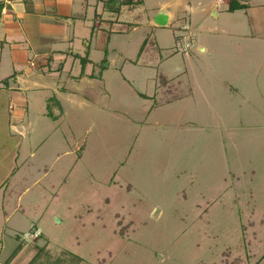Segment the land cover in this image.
Listing matches in <instances>:
<instances>
[{
	"label": "rangeland",
	"instance_id": "obj_1",
	"mask_svg": "<svg viewBox=\"0 0 264 264\" xmlns=\"http://www.w3.org/2000/svg\"><path fill=\"white\" fill-rule=\"evenodd\" d=\"M116 40L49 130L39 179L0 132V184L14 168L33 212L0 229V264H264L263 54L190 20Z\"/></svg>",
	"mask_w": 264,
	"mask_h": 264
},
{
	"label": "crops",
	"instance_id": "obj_2",
	"mask_svg": "<svg viewBox=\"0 0 264 264\" xmlns=\"http://www.w3.org/2000/svg\"><path fill=\"white\" fill-rule=\"evenodd\" d=\"M232 1L246 7L230 11ZM122 2L116 13L104 10L103 0H0V132L6 130L10 140L17 138L13 161L15 166H27L20 172L24 180L39 179L33 166L37 167L39 152L49 142V130L67 121L68 107L84 108L87 99L80 87L104 80L96 72L100 59L92 58V53L117 48L116 38L131 36L144 21L153 28H177L181 21L190 20L197 30L216 35L219 44L254 48L264 58V0ZM161 12L170 16L166 26L155 21ZM154 43L159 45V40ZM121 48H127L126 42ZM198 48L208 50L203 44ZM170 80L166 76L162 82L166 85ZM13 170L0 184V229L33 213L21 204L29 189L19 193L12 188ZM15 197L19 200H12Z\"/></svg>",
	"mask_w": 264,
	"mask_h": 264
},
{
	"label": "trees",
	"instance_id": "obj_3",
	"mask_svg": "<svg viewBox=\"0 0 264 264\" xmlns=\"http://www.w3.org/2000/svg\"><path fill=\"white\" fill-rule=\"evenodd\" d=\"M126 1V0H123ZM104 2V10L111 12H119L121 6L123 5L122 0H103ZM245 4H235L233 1L230 3V11H235L237 9L245 8Z\"/></svg>",
	"mask_w": 264,
	"mask_h": 264
},
{
	"label": "water",
	"instance_id": "obj_4",
	"mask_svg": "<svg viewBox=\"0 0 264 264\" xmlns=\"http://www.w3.org/2000/svg\"><path fill=\"white\" fill-rule=\"evenodd\" d=\"M169 14L166 12H161L157 18H156V23L160 26H166L168 24L169 21Z\"/></svg>",
	"mask_w": 264,
	"mask_h": 264
},
{
	"label": "built area",
	"instance_id": "obj_5",
	"mask_svg": "<svg viewBox=\"0 0 264 264\" xmlns=\"http://www.w3.org/2000/svg\"><path fill=\"white\" fill-rule=\"evenodd\" d=\"M220 1H221V0H220ZM193 34H194V33L191 31V32H190V36H193Z\"/></svg>",
	"mask_w": 264,
	"mask_h": 264
}]
</instances>
